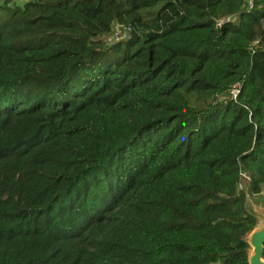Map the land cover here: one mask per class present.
Listing matches in <instances>:
<instances>
[{
	"label": "trees",
	"instance_id": "16d2710c",
	"mask_svg": "<svg viewBox=\"0 0 264 264\" xmlns=\"http://www.w3.org/2000/svg\"><path fill=\"white\" fill-rule=\"evenodd\" d=\"M251 3L0 0V264H249L259 220L239 185L264 194ZM116 25L129 38L108 44Z\"/></svg>",
	"mask_w": 264,
	"mask_h": 264
},
{
	"label": "rangeland",
	"instance_id": "374dc122",
	"mask_svg": "<svg viewBox=\"0 0 264 264\" xmlns=\"http://www.w3.org/2000/svg\"><path fill=\"white\" fill-rule=\"evenodd\" d=\"M26 1H19V5H24ZM249 3L251 4V0H249ZM108 44H114L117 41L116 36H114V32L112 33L111 36L107 37L104 39ZM241 191H244L246 196H247V208L249 211L254 213L258 220H259V225L258 227H261L264 223V217L261 215L264 213V194L262 196H253L249 192V181L245 180L242 183V189Z\"/></svg>",
	"mask_w": 264,
	"mask_h": 264
},
{
	"label": "water",
	"instance_id": "95a60500",
	"mask_svg": "<svg viewBox=\"0 0 264 264\" xmlns=\"http://www.w3.org/2000/svg\"><path fill=\"white\" fill-rule=\"evenodd\" d=\"M261 215L264 217V213ZM248 243L251 248L249 264H264V223L249 235Z\"/></svg>",
	"mask_w": 264,
	"mask_h": 264
},
{
	"label": "built area",
	"instance_id": "2783aa9c",
	"mask_svg": "<svg viewBox=\"0 0 264 264\" xmlns=\"http://www.w3.org/2000/svg\"><path fill=\"white\" fill-rule=\"evenodd\" d=\"M17 1L19 2V1H27V0H17ZM250 6H252V3L250 4ZM231 21H233L232 18H226L225 20L218 22L217 26L221 27L224 23H229ZM113 32H114V36H116V38H117V41H120V40H126L129 38V34L131 32V29H130V27L126 28V27H123L120 25H116L113 28ZM230 94L233 96L234 99H236L237 95L239 94V87L235 86L230 91ZM241 189H242V184L239 185V190H241Z\"/></svg>",
	"mask_w": 264,
	"mask_h": 264
}]
</instances>
